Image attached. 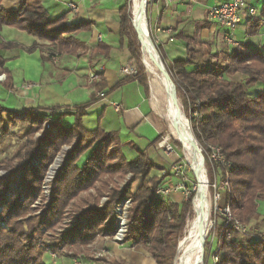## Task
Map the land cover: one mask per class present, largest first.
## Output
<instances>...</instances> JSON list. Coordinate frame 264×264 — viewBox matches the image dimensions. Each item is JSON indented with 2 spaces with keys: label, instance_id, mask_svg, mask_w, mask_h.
<instances>
[{
  "label": "trees",
  "instance_id": "16d2710c",
  "mask_svg": "<svg viewBox=\"0 0 264 264\" xmlns=\"http://www.w3.org/2000/svg\"><path fill=\"white\" fill-rule=\"evenodd\" d=\"M41 1L18 0L15 7H6L0 0V30L2 26H11L32 37L28 47L0 40V74H4L3 83L8 89H12V79L9 73L3 71L8 59L4 56L5 51L23 48L32 52L38 49L42 61H49L52 53L41 50L38 40L56 43L60 50L67 49L68 45L78 40L73 37L64 39L62 34L90 28L88 22L67 24L65 13L50 17ZM129 6V0H125L119 8V43L125 44L130 58L136 59L137 49L134 42L128 39L131 21ZM259 16H264V2ZM257 30L258 20L250 19L247 34L254 35ZM181 36L186 43L184 57L166 63L160 46L156 48L175 91L181 92L185 101L193 105L192 109L198 113L191 122L195 139L205 150L209 145L221 148L224 164H219L217 168L222 176H227L229 186L221 192L220 207L228 205L236 218L248 224L259 217L258 201L264 198V46L259 48L243 42L233 46L231 53L225 52V57L215 63L208 56L219 55L220 51H206V58L198 59L199 42L193 37ZM91 49L95 54L107 57L110 46L98 42ZM135 78L147 93L143 77L138 74ZM101 82L94 86L101 89ZM93 93L89 101L74 104L72 110L65 113L73 117L69 126H62L53 118V126L58 131L53 139L43 138L38 145L30 139L25 141L22 146L24 151L15 156L20 160L19 167L14 171L20 172L18 192L11 191L10 178L0 177V264H55L47 261L46 252L59 256L62 249L70 245L75 248L72 247L69 255L79 257L96 235L110 238L115 235L118 220L114 207L127 198L131 199V205L127 211L124 242L143 246L155 264H174L177 238L190 213L193 191L181 202L156 196L155 190L170 175L168 172L159 177L152 175V170L158 165L145 150L135 148L127 140L121 141L117 132L110 133L100 127L94 130L84 128L82 117L96 101ZM62 107H36L24 113L23 119L39 128L50 116L46 113L48 109ZM38 110H44V113L35 114ZM4 115L8 118L17 114L0 103V136L7 132ZM32 133L28 129L26 135L30 137ZM74 138L76 147L67 153L51 184L49 203L43 207L40 205V213L35 214L40 207H34L33 203L48 164L61 145L70 143ZM158 139L159 136L152 144ZM40 146H44L43 151H40ZM110 146L113 150H109ZM124 146L134 150L133 158L128 159L124 155ZM34 155L39 156L38 166L29 163ZM114 159L118 162L113 163ZM126 173H130L131 178L123 189H119L117 179ZM137 177L141 182L132 190ZM90 189H94V193L89 192ZM85 191H88L87 196L73 202ZM102 195L107 196V201L99 205ZM70 202L75 203L71 228L59 235L45 236L44 231H50L62 222ZM219 218L222 219L221 216ZM215 230V253L218 257L215 264H264V233L241 234L231 229L230 242L226 243L228 229L221 220L215 225ZM208 243L205 241V252ZM99 260L101 264H125L112 257Z\"/></svg>",
  "mask_w": 264,
  "mask_h": 264
},
{
  "label": "crops",
  "instance_id": "0c3cea01",
  "mask_svg": "<svg viewBox=\"0 0 264 264\" xmlns=\"http://www.w3.org/2000/svg\"><path fill=\"white\" fill-rule=\"evenodd\" d=\"M124 1L42 0L43 7L47 9L52 18L65 13L69 23H78L80 21L89 23L90 28L88 30L79 31L76 35L84 42L88 50L95 47L98 42L109 45L110 50L107 57L99 55L98 57H92L91 61L88 60L87 56H84L81 60H76L72 56L62 55L58 57L57 61L50 60L47 62H42L38 49L29 53L24 51L23 48L5 51L4 56H11L7 57L3 71L11 76L12 89L9 93L14 94L13 103L5 105L6 109L17 115H23L36 107L63 105L64 107L54 110L53 117L62 126H69L73 121V117L65 113L72 110L73 99L81 97L77 96L79 92L82 93V96H85L87 94L86 91L92 93L96 90L95 86L89 85L90 83L86 79L87 73L93 70L99 73L102 81L101 91H96V95L99 92L105 93V96L97 99L88 109L101 110V114H99V125H103V127H100L101 129L109 132H119L121 127L132 129L140 125L146 116L139 111V107L136 104L138 97H141V101L146 103L148 112L156 117L158 116V120H162L153 109L151 97L149 98L144 87L136 80L135 71L127 68L130 74L121 72V68L128 65L131 61L126 45L119 43V8ZM227 1L231 0H156L158 16L154 26L155 37L157 45L160 46L162 51L165 49L166 54H164V57L168 59V62L186 55V43L182 39L181 34L193 37L199 42V47L207 50H215L220 43L225 42V35L231 34L229 29L213 22L208 16V10L212 5ZM243 1L246 7L241 11L240 22L233 29L242 26L244 31H248L250 16L247 13V8L253 6L256 9V15L252 20L256 21L258 19V30L254 35H248L246 42L251 43L254 47L262 48L264 46V16H259V11L264 0ZM68 2L75 3L77 6L76 11H72L66 6ZM17 3L18 0H3V4L6 7H15ZM221 30L223 31L222 33H220ZM231 35L233 36V33ZM0 40L12 41L23 47H28L32 42V37L11 26H2ZM235 42L241 44V42ZM89 62H92L91 65ZM33 81L37 84L35 89L29 88V84H26ZM130 84L135 86L136 100H133L134 95L129 90H123L124 87ZM62 86L64 93H72L70 100L67 98L57 99L55 97L58 96L57 93H62ZM118 91H120V95L115 96L114 94ZM42 101L46 104H43ZM55 101L58 102L55 103ZM108 110H111V114L112 112L119 114L118 120L112 118L104 121V117L106 119L105 112H108ZM39 113H44V110L35 112V114ZM104 125L107 126L104 127ZM84 128L86 127L84 126ZM158 136H160V133L157 134ZM149 150V154L146 152L149 158L159 164L155 158L159 156L161 159V153L155 150V144H151ZM134 156L135 152L133 156L126 157L131 159ZM174 194L172 197L173 201L180 202L182 200L181 193L174 192ZM261 200L264 201V198ZM259 215L264 219L263 214L259 212ZM146 254L149 256L147 251ZM46 258L48 262L55 264H91L83 262L80 256H68L60 260L57 257H55L56 259H49L48 254H46ZM149 258L152 264H155L152 257L149 256Z\"/></svg>",
  "mask_w": 264,
  "mask_h": 264
},
{
  "label": "rangeland",
  "instance_id": "374dc122",
  "mask_svg": "<svg viewBox=\"0 0 264 264\" xmlns=\"http://www.w3.org/2000/svg\"><path fill=\"white\" fill-rule=\"evenodd\" d=\"M155 2H156V0H147L146 22H148L147 26L149 29L151 40L156 47L157 41H156V37H155V27L154 26L156 24L157 16H158V11H157L158 5ZM129 5H130L129 11H130V15H131V21L129 24V37H128V39H130L131 41L134 42L135 47L137 49V57H136V59L130 58L131 61L128 63V65H125L124 67H126L128 69L129 68L133 69V71H135L136 77L138 76V74L143 77V79L146 83L147 95L150 98L151 95H150L149 76H148V74L145 70V67L143 65V62H142L139 37H138V35H137V33L133 27V23H132L131 0H129ZM252 19H254V18H252ZM256 20H258V19H256ZM67 24H70L68 22V19H67ZM79 31L80 30L71 31V32H67V33L62 34L63 35L62 37H64V39H67L69 37H73V38L78 40V42H72L71 41L72 43H71V45H68L67 49H61L60 50V49H58V46L56 43L51 44V42H49L47 40H38V45H39L41 50H43L47 53H49V52L52 53L50 55V60H53V61L54 60L57 61L58 57L62 56V55L72 56L76 60H81L84 56H87L89 58L88 60L91 61L92 57H98L99 54H95L92 49H90V50L87 49L84 42L76 36ZM222 32L223 31L221 30L220 33H222ZM229 33H231V34L233 33V36L231 34L230 35L234 41H238L241 43L247 41L248 34L246 31H244L242 26H238L237 28L233 29L232 32H231V30H229ZM236 45H238V44L232 45V44L227 43L226 41L223 43H220V45L217 49H215V50L214 49H208V50L210 53H214L215 51H220L221 53L219 55L217 54L216 56H210L209 55L208 57L213 62L217 63L218 61H221L225 57V55H224L225 52L228 54L231 53L232 47L236 46ZM208 50L203 49V48L198 46V48H197L198 59H205L206 58L205 53ZM161 52H163V56H164V54H166L165 49ZM27 53H29V52H27ZM158 53H159V51H158ZM159 55H160V53H159ZM10 56H7V57H10ZM160 57H161V55H160ZM163 58H164L165 62L167 63L168 59H166V57H163ZM161 59H162V57H161ZM45 62H47V61H45ZM162 62L165 66L164 61H162ZM91 63L89 62L90 65H91ZM165 68H166V66H165ZM1 75H4V74L1 73L0 76ZM86 79L90 83L89 85H95L97 82L100 81V75L98 72H94L93 70H91L90 72L87 73ZM3 80H4V78H3ZM3 80L0 79V103H1V105H3L5 107V105L7 106V105H11L13 103L12 99L14 97V94L9 93V91H11V89H8L4 85ZM26 84H29V88H34V89L37 86L35 81L29 82ZM63 85H64V83H63ZM134 87H135L134 85L130 84L129 86L124 87L123 90L124 91L129 90L134 95L133 100H136ZM61 88H62V91H61L62 93H57L58 96H55V97H57V99L67 98L70 100L72 93H69V92L64 93L63 86ZM95 89L96 90L93 94H94V97L96 100L105 96L104 93H99V92H98V95H96V91H101V89L97 88V87H95ZM142 90H143V88H142ZM86 93L87 94L85 96H82V93L79 92L77 96H81V97H78L75 99L72 98L73 104H71V106L74 104H77V103H83V102L86 103L87 101H89L91 93L90 92L88 93L87 91H86ZM114 95L115 96L120 95V91H118ZM114 95H113V98H114ZM176 95H177L178 101L180 103L181 110L184 114L185 120L187 121V123L191 129V122H192L193 118L197 117L198 113L192 109L193 105H191L185 101L181 92L177 91ZM40 102H41V100H40ZM42 102H43V104H46V103H44V101H42ZM56 102H58V101H55V103ZM136 104L139 107V111L142 112L143 115H145L146 117L141 121L140 125H138L135 128L131 129V128H126V127H121L119 129V132H117L119 138L122 140H125V141L127 140V141L131 142L132 144H134L135 148H139L141 150H146V152L149 154V152H150L149 148H150L152 142L156 139L157 134L160 133L159 139L155 143V150L160 151L161 159L159 158V156H157L155 158V160H157L159 162V164L155 163L156 165H158V168L152 170L151 174L159 177L160 175H162L166 172L169 173V175H170L169 179H167L158 188L168 187V186L170 188H173V186L177 182H181L183 185V189H180L177 191L172 190V192H170L169 194L162 195V196L160 195L158 197H161L163 199L173 200L172 197H173V195H175L174 194V192H175V193H179V194L181 193L180 194V195H182L181 201H183L185 199V194L189 193L190 191H193V198H194V196L196 194V189L198 186L197 178L193 172L191 165L187 161V158L183 154V151H182L180 144H178V142H176L175 138L172 137V135H170L167 132V125H166L165 119L164 120L163 119L158 120L159 119V118H157L158 116L156 117L153 114H151L150 112H148L147 111V105H146V103H143L141 101V97H138ZM198 105H199V102L195 104L196 107ZM87 110H86V114L82 117V121H83L84 126L90 130H94L98 127H103L102 124L99 125V114H101V110L95 111V110H91V109L89 110L88 108H87ZM46 113H51L53 115L54 109H48L46 111ZM107 113H108V115H107ZM105 116H106V119L104 117V119H103L104 121L105 120L107 121L108 119L110 120L112 118L118 120V118H119V114H116L113 112L111 114V110H108V112L106 111ZM4 119H5L4 124L6 126L7 132L5 135L0 136V177L10 178L12 181L10 184V189L13 193H16L20 190V187L18 186L20 172H18V171L14 172V171L16 168L19 167V165H20L19 161L20 160L16 159L15 156L18 155L19 152L24 151L22 146L25 144V141H29V139H30L31 141H33L34 143H36L38 145L39 141L43 138H48L49 140L53 139L55 134L58 131L53 126V119H48L47 117L42 122V124L39 128L35 124L32 126L31 123L29 122V120H24L23 115H20V114L15 115V116H10L8 118L4 115ZM30 125L32 126L31 128H30ZM105 126H107V125H104V127ZM28 129H30L33 132L30 137L26 135V132L28 131ZM109 129L111 130V128H109ZM191 132H192V129H191ZM164 140H165V143H164L165 146L169 145L172 147L171 148L172 150L169 153V155L167 154L164 147H159V143L164 141ZM198 146H199L200 150H202L201 153L205 152V148L202 147L199 143H198ZM43 147L44 146H40V151H43ZM75 147H76V138H74L70 143L61 145L59 151L57 153H55L52 161L48 164V166L44 172V175L42 177L39 193L37 194L36 200L33 203L34 207L35 206L40 207V205L43 207L49 203V198H50V194H51V184H52L58 170L60 169L62 163L64 162L67 153L69 151H71L72 149H74ZM109 150H113V146H110ZM123 152L128 157H131L134 154L133 149L129 148V146L124 147ZM202 154H204V153H202ZM58 155L62 156V160L58 164V167L56 168L55 173L50 178H48L49 169L52 166V164L54 163L55 159L58 157ZM21 160L24 161L23 158ZM39 162H40L39 156L34 155V157H32L30 159L29 163H30V165L38 166ZM116 162H118V160L114 159L113 163H116ZM203 163H204V172H205V177H206V184H207V188H208V199H209L208 203L210 205L209 206L210 230H209V232H208V234L204 240V244H205V241H208L209 243H208V245H206V252H205V250L203 251L204 254L202 256V260H201L200 264H204L205 259H206V264H215V262L217 261V259H216L217 254L215 253V244H216V240H217V232L215 230V225L218 222H220V220L222 221L223 219L219 218L221 215L218 211V209L220 207L219 203L221 201V198L219 200L215 199L214 189H213L211 184L214 182L215 176L217 178L216 181H218V182L221 179L228 180V178H227V176H222L220 170H218V168L216 166L212 167L209 163L204 162V161H203ZM173 166H180L181 174L179 176L174 174V170L172 168ZM160 167L162 168V170ZM117 178H115V179H117ZM130 178H131L130 173L122 174V177L117 179V185H118L119 189H123V187L126 185L127 181ZM140 182H141L140 177H137L135 179L134 183L132 184V190H134L136 188V186L139 185ZM89 192L94 193V189H90ZM221 192L222 191H220V194H221ZM87 194H88V191L80 193L78 195V197L73 200V202H75L80 197L87 196ZM7 195H8V193H7ZM180 195H179V197H180ZM193 198H192V200H193ZM106 201H107V196L102 195L99 198L98 202H99V205H102ZM258 203H259L258 212H260L261 214L264 215V201L259 200ZM74 205H75V203H74ZM74 205L70 202V204L66 207L62 222L58 226H56L54 229L47 231V232L44 231L45 236L59 235L62 231H65V230H68L71 228V223L73 221V215L72 214H73V210H74ZM130 205H131V199L127 198V199L123 200L122 202L115 204V207H114V211H115L117 217H118V215L123 216V220H124L123 222H125L126 227L120 228L119 220L117 218V220H118L117 231L120 228V231H123L124 235H125L126 230H127V211H128V208L130 207ZM40 211H41V207L39 209H37L34 213L39 214ZM193 216H194V212H193V204H192L190 213L185 220L184 228L177 238V246L185 235V231L187 229L186 227H187L188 221L191 220L193 218ZM245 225L247 226V228H248L247 232H249V233H252L254 235H258V233H264V219L262 218L261 215H259V217L256 219L250 220L249 223L245 224ZM118 234H121V233L119 232ZM225 240H226V238H225ZM216 246H217V244H216ZM72 247L75 248L74 245L64 247L59 256L54 255L52 252H46V254H48L49 259H53V258L56 259L55 257H57L58 259L61 260L63 258H67L68 256H70L69 254L72 253V250H71ZM145 250L146 249L141 245L133 246L129 243H125L124 237H123V241H115L113 236L110 238L107 236L96 235L94 237V239L86 246L85 250L83 252H81L80 258L83 262H87V263H91V264H101L102 261H100L99 259H101L102 257H107V258L112 257V258H115L116 260H121L124 263L126 262L125 264H152L151 259L149 258L150 255L148 256L146 254ZM176 251H177V249H176ZM88 257H92L95 260L97 259V261L91 260ZM176 259H177V255L175 257V261H176ZM74 260L77 261L76 259H74ZM175 261H174V264H175Z\"/></svg>",
  "mask_w": 264,
  "mask_h": 264
},
{
  "label": "bare ground",
  "instance_id": "6f19581e",
  "mask_svg": "<svg viewBox=\"0 0 264 264\" xmlns=\"http://www.w3.org/2000/svg\"><path fill=\"white\" fill-rule=\"evenodd\" d=\"M146 4L147 0H131L132 23L139 37L142 62L149 76L151 103L155 112L165 119L167 132L180 144L198 183L192 203L194 216L188 221L185 235L179 242L175 264H200L204 240L210 230V205L202 153L191 137V129L170 81L158 66L156 53L146 33ZM61 160L62 156L58 155L49 169L48 178L55 173Z\"/></svg>",
  "mask_w": 264,
  "mask_h": 264
},
{
  "label": "built area",
  "instance_id": "2783aa9c",
  "mask_svg": "<svg viewBox=\"0 0 264 264\" xmlns=\"http://www.w3.org/2000/svg\"><path fill=\"white\" fill-rule=\"evenodd\" d=\"M171 1V0H167ZM66 6L72 10L76 11L77 6L73 2L66 3ZM246 7V4L243 0H231L227 2H222L216 5H212L208 10V16L210 19L218 24L219 26L225 27L229 30H232L241 19V11L244 10ZM247 13L250 16V19H252L256 15V9L253 6H249L247 8ZM100 38V36H98ZM225 41L229 44H237L231 37L230 34H226L224 37ZM121 72L128 74L130 71L126 67L121 68ZM130 74V73H129ZM4 75L0 76V79L3 80ZM29 86V85H28ZM102 95V94H101ZM118 109V108H117ZM50 116H48V119H53V115L49 113ZM165 140L159 143V147H164L167 154L171 152V146L166 145L165 146ZM202 151V150H200ZM203 161L209 163L212 167H217L219 164H224V158L221 151V148L215 145H209L208 148L205 150V152H202ZM174 174L179 176L181 174L180 166H173ZM216 176L214 178V182L211 184L214 189L215 199L219 200L221 198L220 191H223L228 188V180L221 179L219 182L216 181ZM183 189V185L181 182H177L173 188L168 187H160L155 190V194L157 196L167 195L170 192L177 191ZM188 193L185 194V198L187 197ZM118 210V209H117ZM220 215L222 216V222L225 228H227V232L225 234L226 242L229 243L231 239V229L244 234L247 232L248 228L247 226L241 222L238 218H236L228 205L225 207H219L218 209ZM118 214V213H117ZM119 225L120 228L126 227L125 222H123V216L118 215ZM120 228L116 232V234L113 236L115 241H123V231H120ZM121 233L118 235V233ZM217 259V257H216Z\"/></svg>",
  "mask_w": 264,
  "mask_h": 264
},
{
  "label": "water",
  "instance_id": "95a60500",
  "mask_svg": "<svg viewBox=\"0 0 264 264\" xmlns=\"http://www.w3.org/2000/svg\"><path fill=\"white\" fill-rule=\"evenodd\" d=\"M146 7H147V4H146ZM147 23H148V22H147ZM147 23H146V21H145L146 33H147V35H148V37H149V39H150V43H151V45H152V47H153V49H154V51H155V53H156L158 66L161 68V70L165 73L167 79L170 81L171 86H172V89H173V93H174L175 96H176V93L174 92V84H173V82H172V80H171L169 74L167 73V70H166V68H165V66H164V64H163V62H162V59H161V57H160V55H159V53H158L157 48L155 47V45L153 44V42H152V40H151V37H150V33H149V29H148ZM191 137H192L193 141L195 142V144L197 145L198 142H197V140L195 139V137H194L193 134H192ZM199 149H200V148H199ZM193 200H194V198H193ZM193 200H192V203H193ZM178 249H179V244H178V246H177L176 255H177V253H178ZM203 251H204V245H203V250H202V256H203V254H204Z\"/></svg>",
  "mask_w": 264,
  "mask_h": 264
}]
</instances>
